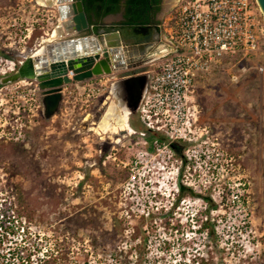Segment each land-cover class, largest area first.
<instances>
[{"label":"rangeland","instance_id":"374dc122","mask_svg":"<svg viewBox=\"0 0 264 264\" xmlns=\"http://www.w3.org/2000/svg\"><path fill=\"white\" fill-rule=\"evenodd\" d=\"M172 16H160L166 29ZM57 21L35 0H0V199L26 227L22 242L13 228L12 248L44 249V264H264L263 57L227 62L197 86L199 121L219 156L214 175L195 174L181 194L178 156L160 158L164 169L135 168L150 147L136 113L132 134L94 129L109 107L128 104L110 83L69 93L50 119L35 84L1 83ZM135 173L141 181L131 188ZM4 257L0 264L20 263Z\"/></svg>","mask_w":264,"mask_h":264},{"label":"built area","instance_id":"2783aa9c","mask_svg":"<svg viewBox=\"0 0 264 264\" xmlns=\"http://www.w3.org/2000/svg\"><path fill=\"white\" fill-rule=\"evenodd\" d=\"M163 30L169 50L147 65L148 82L135 112L144 129L139 133L143 144H150L139 153L135 168L145 162L164 169L159 159L171 162L177 156L173 145H178L186 173L183 185L190 186L197 173L214 175L219 156L216 138L199 121L201 111L194 96L197 86L227 62L264 59V15L257 0H178L169 28L163 25ZM257 70L264 76V62ZM138 174L131 176V188L140 183ZM234 198L240 202L238 196ZM6 201L0 199V257H14L19 264H44V249L33 247V254L25 256L12 248L13 228L20 230L17 237L22 242L26 227L13 209H6ZM4 246L9 247L6 253Z\"/></svg>","mask_w":264,"mask_h":264},{"label":"water","instance_id":"95a60500","mask_svg":"<svg viewBox=\"0 0 264 264\" xmlns=\"http://www.w3.org/2000/svg\"><path fill=\"white\" fill-rule=\"evenodd\" d=\"M257 2L264 14V0ZM45 7L57 12L56 34L38 46L44 48L42 53L39 48L30 53L1 83H36L44 115L50 119L60 110L65 86L122 72V80L112 83L111 90L120 92L135 113L148 82L147 65L167 45L161 24H91L83 0H46ZM132 89L136 96L130 101Z\"/></svg>","mask_w":264,"mask_h":264},{"label":"trees","instance_id":"16d2710c","mask_svg":"<svg viewBox=\"0 0 264 264\" xmlns=\"http://www.w3.org/2000/svg\"><path fill=\"white\" fill-rule=\"evenodd\" d=\"M122 1L126 2L127 17L129 19L128 24L137 25L149 24L150 21L140 14V12L142 11L141 9L146 7L149 1L155 3L157 5V9H159V5L161 2V0H83L85 10L88 14L91 24H95L92 20V13L96 14L98 21H101L107 15L117 13L120 10V4L122 3ZM191 191L192 190L190 188L184 185H180L181 194ZM206 200H208V202L211 204L213 203V201L209 198H207Z\"/></svg>","mask_w":264,"mask_h":264},{"label":"bare ground","instance_id":"6f19581e","mask_svg":"<svg viewBox=\"0 0 264 264\" xmlns=\"http://www.w3.org/2000/svg\"><path fill=\"white\" fill-rule=\"evenodd\" d=\"M40 3H42L45 6V0H37ZM174 2L177 3L178 0H167L168 5L170 6V3ZM54 35L56 34V30L54 29L52 32ZM51 33V34H52ZM44 48L38 49V54L42 53ZM169 50V47L167 45H162L158 51L155 52L154 56L152 57V60L158 59L161 56H163L165 53H167ZM115 96L117 97L120 95V92L116 93L113 92ZM118 106L113 105L109 107L108 112L105 114L104 118L101 120V122L98 124L97 128H94L100 135L108 134V133H118L120 131H129L132 132V128L129 124V117L131 115V109L129 108L128 104L125 107H122L121 111L117 110Z\"/></svg>","mask_w":264,"mask_h":264},{"label":"flooded vegetation","instance_id":"af4514ba","mask_svg":"<svg viewBox=\"0 0 264 264\" xmlns=\"http://www.w3.org/2000/svg\"><path fill=\"white\" fill-rule=\"evenodd\" d=\"M166 0H161L159 9H157V5L153 3L152 1L148 2V5L141 9L142 11L140 14L148 19L150 22L149 24H161L163 28V22L162 19H160V16L163 12H166V15L169 14L173 9L166 10L164 11V5H165ZM175 6H173L174 8ZM261 8V7H260ZM263 13V12H262ZM264 15V14H263ZM92 20L95 24H111V25H133V24H128V17H127V8H126V2L122 1L120 4V10L117 13L109 14L106 17H104L101 21L97 20L96 14L92 13ZM108 19H116L115 21L108 22ZM135 89H132V93L130 94V101L134 100L135 95ZM130 119V117H129ZM130 124V123H129ZM132 134V133H131ZM174 151L176 155L179 157V148L178 145H173Z\"/></svg>","mask_w":264,"mask_h":264},{"label":"crops","instance_id":"0c3cea01","mask_svg":"<svg viewBox=\"0 0 264 264\" xmlns=\"http://www.w3.org/2000/svg\"><path fill=\"white\" fill-rule=\"evenodd\" d=\"M46 1V0H45ZM45 1H43V2H45ZM53 1H55V0H53ZM38 3H40L39 1H37ZM40 5L41 6H44L42 3H40ZM48 9H49V7H47ZM51 11H53L54 13H57L54 9H50ZM59 20V19H58ZM53 32V31H52ZM52 32H50V34H47L45 37H44V39L42 40V42H41V45L42 44H44V43H48V42H50L51 41V33ZM37 48H39V47H37ZM36 48V49H37ZM36 49H32L31 51H30V53H32L33 51H35ZM235 61H238V60H235ZM225 66H226V64H225ZM219 74V72H215L213 75H216V74ZM122 74V72H119V73H114V74H112V75H104V76H101V77H95V78H93L92 80H89V81H85V82H82V83H73V84H71V85H67V86H65L64 87V90H63V101H62V105L63 104H65V102H67L68 101V97H67V95L69 94V93H71V92H75V91H77L78 89H84V88H93V87H96V86H98V81H102V80H104L105 82H103L104 84L106 83V82H108V83H110V85H112V83H114V82H118V81H121L122 79L121 78H118V76H120ZM207 80H209V79H205L204 81H207ZM23 82H25L26 84H28V85H34V90H32V92L34 93V94H36V96L38 97V100H39V102H40V104L42 105V101H41V99H42V96H41V94H40V90L37 88V84L36 83H34V82H32V81H20L19 83H17V84H22ZM203 82V81H202ZM202 82H200V83H202ZM24 83V84H25ZM199 83V84H200ZM102 85V84H101ZM110 92L112 93V95H114L115 96V94L113 93V91L112 90H110ZM116 97V96H115ZM117 98V97H116ZM61 105V106H62ZM43 106V105H42ZM61 108V107H60ZM132 114V113H131Z\"/></svg>","mask_w":264,"mask_h":264}]
</instances>
